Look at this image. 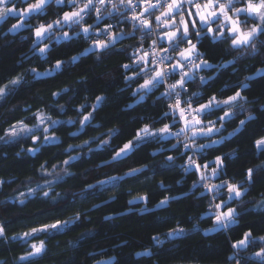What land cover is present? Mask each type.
<instances>
[{
	"label": "clouds",
	"instance_id": "9594fccd",
	"mask_svg": "<svg viewBox=\"0 0 264 264\" xmlns=\"http://www.w3.org/2000/svg\"><path fill=\"white\" fill-rule=\"evenodd\" d=\"M0 264H264V0H0Z\"/></svg>",
	"mask_w": 264,
	"mask_h": 264
}]
</instances>
